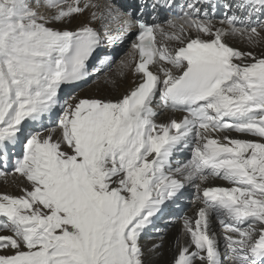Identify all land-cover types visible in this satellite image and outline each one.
<instances>
[{"label":"snow or ice","instance_id":"obj_1","mask_svg":"<svg viewBox=\"0 0 264 264\" xmlns=\"http://www.w3.org/2000/svg\"><path fill=\"white\" fill-rule=\"evenodd\" d=\"M99 7L0 0V177L22 181L19 195L0 192V264H148L157 222L189 190L198 207L181 218L172 264H264V50L229 42L264 43V0ZM129 38L122 96L61 99L111 67L101 56L89 71L105 42ZM153 230L161 243L146 249Z\"/></svg>","mask_w":264,"mask_h":264},{"label":"bare ground","instance_id":"obj_2","mask_svg":"<svg viewBox=\"0 0 264 264\" xmlns=\"http://www.w3.org/2000/svg\"><path fill=\"white\" fill-rule=\"evenodd\" d=\"M97 1L98 0H93V2L96 4H97ZM102 9L103 8L99 7V8L94 9V10L97 12H100V11H102ZM39 12L41 14H43L41 11H39ZM51 14L52 13H50L49 15H51ZM87 15H88V13H85V16H87ZM81 19H83V17H81ZM78 23H79V21L76 20V21H73L72 24H69V25L53 24L52 26L57 27V28L68 27L69 30H73L78 25ZM94 26L100 27V21L97 20L96 22H94ZM236 41H237V44L239 45V47H242V50H244V51H254V52L258 53V50H264V46L262 47V49L258 48V50H257L256 48H253L252 46H250L245 40L237 39ZM116 68H117V70L112 68L108 71L107 75L109 76L108 79H110V81H108V82L105 81V72H103L101 81L96 83V87H94V88L92 87V85H94V83L89 84L88 79L86 80V82H85L86 85H84V86L80 87L79 84L74 85V88L78 90L77 96H79L80 98H95V96L114 98V97L122 96L131 87L132 75L129 72V73H126L122 76L118 71V65L117 64H116ZM69 89H70V86L65 90L61 89L60 95H62L63 93H66ZM168 118H169V116H163L162 120L166 121ZM13 180L14 181H6L2 185L7 190L11 189L9 191L10 193H15V190H14L15 187H13L15 184V181L21 182L20 178L17 176L13 177ZM18 187H20V186H18ZM195 213L196 212L193 211V214H191L188 211L187 216H194ZM212 228L217 233V235L220 239V244H221L223 241V231L219 230V224L217 222H214V221H212ZM162 233L164 235L163 236L164 238H163L162 245H161L158 253L149 254L146 257V259L148 262H150V260L152 258H154L153 260L156 264H172L173 257L175 256L176 250L178 247L177 238L178 237L180 238L181 243H183L184 240L187 239V237L182 234V222L181 221H175L173 223V225L165 228ZM151 234H153V233H151ZM152 236H154V235H152ZM154 239H155L154 243H161L160 236H157ZM151 246L152 245H148L145 248L148 249ZM226 264H228V263H226Z\"/></svg>","mask_w":264,"mask_h":264},{"label":"rangeland","instance_id":"obj_3","mask_svg":"<svg viewBox=\"0 0 264 264\" xmlns=\"http://www.w3.org/2000/svg\"><path fill=\"white\" fill-rule=\"evenodd\" d=\"M220 231H223V230H220ZM153 259H154V258H152V259L150 260V262H148V264H156V263L154 262Z\"/></svg>","mask_w":264,"mask_h":264}]
</instances>
